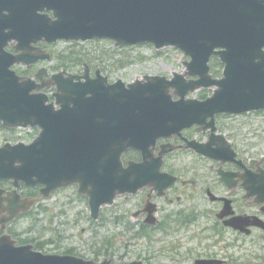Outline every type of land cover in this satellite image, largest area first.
Returning <instances> with one entry per match:
<instances>
[{
    "label": "water",
    "instance_id": "1",
    "mask_svg": "<svg viewBox=\"0 0 264 264\" xmlns=\"http://www.w3.org/2000/svg\"><path fill=\"white\" fill-rule=\"evenodd\" d=\"M1 8L13 11L9 38L17 40L21 52L7 61L0 34V121L5 127H39L29 144L5 143L0 147V178L18 187L45 183L44 196L59 186L78 183L88 196L90 213L96 218L104 204L118 194L136 193L144 186L163 195L177 177L161 171V155L174 146L162 145L158 157L152 153L156 139L179 134L193 124L211 127L214 115L264 109V0H4ZM0 8V9H1ZM51 10L52 16L40 13ZM110 38L116 45L150 42L156 48L173 46L189 55V72H174L171 79L144 75L127 85L118 80L53 75L47 84L20 79L7 67L13 61L47 58L34 54L31 42L43 39L87 40ZM215 49H220L216 50ZM218 55L225 62L224 77L208 74V60ZM258 56L256 62L253 57ZM260 64V65H257ZM197 75L196 80H185ZM84 79L83 81L81 79ZM76 79L77 81H74ZM55 85V102L46 103L42 93L32 92ZM217 86L204 100L185 99L199 87ZM178 99L172 101L169 88ZM210 121L206 122V118ZM221 136V137H220ZM211 135L207 143L188 142L197 152L218 159H231L230 143L224 136ZM212 144H221L218 149ZM128 148L141 150L143 161L122 167L120 155ZM229 157V158H228ZM240 162V161H239ZM246 189L264 200V170L260 175L246 171ZM228 185L232 175L221 172ZM231 184V183H230ZM0 189V225L26 211L34 200L21 199L16 190ZM2 200L8 202L2 207ZM7 215H2V211ZM145 219L155 223L154 204L147 201ZM229 212V208L225 213ZM120 263V264H135ZM0 264H111L84 260L71 255H42L31 246L15 247L8 235L0 237Z\"/></svg>",
    "mask_w": 264,
    "mask_h": 264
},
{
    "label": "rangeland",
    "instance_id": "2",
    "mask_svg": "<svg viewBox=\"0 0 264 264\" xmlns=\"http://www.w3.org/2000/svg\"><path fill=\"white\" fill-rule=\"evenodd\" d=\"M62 45L63 43L58 44V47H53V49L60 51ZM83 48L93 52L108 53L117 59L124 58L121 63L115 61L114 65H111L112 62L109 61L112 80L121 78L124 81H131L145 73L170 75L173 71L183 70L182 62L186 59L178 50L167 48L161 49V52L157 53L153 47L148 45L115 50L110 43L94 44L91 42L84 45ZM224 122L230 127L227 132L232 135L230 137L233 144L243 158L264 156V113L229 117ZM4 136L10 135L7 132H0V142L5 140ZM173 161L174 171L180 174L185 181L186 176H190L194 183L190 185L178 183L170 191L168 198L157 199L159 200L158 216L160 221L164 222L162 226L170 229L173 225L175 226L173 231L168 232L169 236L156 233L144 241L131 237V234L127 232L128 229L125 232L126 226L123 225V222L127 225L135 224L136 219L132 217V213L137 208V204L143 202V199L122 196H118L113 205L102 208L98 221L92 223L103 225L95 228L94 232L89 226L91 220L87 200L76 197L74 189L57 192L51 198L43 201L45 205H42L41 208L44 211L39 217L42 220L30 222L31 228L38 229L40 233L45 234L46 238L52 239L54 243L49 244L47 249L63 250L75 246L82 252H86L89 242H93L97 246L107 239L112 242L113 247L120 245L126 249L128 246L134 254L140 253L141 256H147V262L150 264L182 262V251L186 245V231L170 222L171 214L174 215L177 211L186 212L188 204L198 202L200 196L203 195V186L211 185L209 182L211 171H208L206 164L199 166L201 162L192 156L177 155ZM188 164L197 167L190 170L186 167ZM199 174L202 178L196 177ZM169 215L170 218H168ZM99 221L103 223H99ZM30 224L28 225L30 226ZM61 235L69 236V238L62 239ZM43 238L41 237V239ZM59 246L60 248H58ZM141 256L136 259L141 260L139 258ZM167 257H170V260L166 261Z\"/></svg>",
    "mask_w": 264,
    "mask_h": 264
},
{
    "label": "flooded vegetation",
    "instance_id": "3",
    "mask_svg": "<svg viewBox=\"0 0 264 264\" xmlns=\"http://www.w3.org/2000/svg\"><path fill=\"white\" fill-rule=\"evenodd\" d=\"M2 2L4 0H0V8L2 6ZM43 13L45 11H42ZM13 11L7 8L0 9V34L5 35L6 41L3 46V50L6 53L15 55L18 53L16 49V40L13 38H9V27L13 24ZM61 42H55L53 44L46 43L43 39H38L34 45L35 47L41 48L43 50H48L51 47L60 44ZM51 60H38L34 63L30 64H15L13 63L10 68L13 69L16 74L20 77H32L34 78L36 73H38L39 69H44L40 74V79L38 80L39 84H47L51 75L60 72L61 70H66L68 73L72 74H82V71L71 69V68H59L57 66L52 65V58L56 56V53L52 50L50 51ZM54 56V57H53ZM222 64L217 58H211L210 60V68L212 70H219ZM215 67V69H214ZM90 77L95 75V70L90 69L89 71ZM67 76V74H64ZM56 90L55 86H50L49 88L42 89L48 98L49 101L54 100V91ZM3 130V129H0ZM30 132L22 133L19 132V135L24 137V140L30 141L36 136V128H30ZM12 135L15 133V130H11ZM5 134V133H4ZM18 134V133H17ZM182 135L190 140L195 139L196 141H206L208 138V131H198L195 127L187 128L182 132ZM7 137V136H6ZM5 138V136H4ZM3 138V139H4ZM2 139V140H3ZM4 141V140H3ZM171 142L174 144H185V141L179 137H170V138H162L158 140V145L160 143ZM2 143L0 142V145ZM158 145L155 149V152L158 149ZM186 153L198 159L201 162H207L206 164H211L214 169L217 164L213 160L206 159L194 153L192 150L188 148H179L177 150H173L163 157V169L172 172V161L173 158L176 157V154ZM140 160L141 155L139 151H131L124 154L123 161L128 159ZM187 168L190 170L196 168V165H187ZM223 167L225 169H230L234 172L235 179L238 181L235 186L234 194L228 197L231 198L230 203L233 212L228 215L221 216L220 212L223 207V200H212L210 196L203 195L200 198V202H192V204H188L186 206V248L185 254L183 255L182 264H264V225L261 226H252L249 227V231L245 233L241 231L238 227H233L225 223L226 220L234 217L239 214H250L253 216H257L264 221V208H262V204L255 203V197L245 198V190L241 186L240 174L244 172L243 168L236 164H224ZM247 168H254L252 165L247 164ZM174 173V172H173ZM212 180L211 185H206V191L211 190L210 192L218 197L227 194V190L224 189V186L217 181V178ZM180 181V179H179ZM194 180L190 178V176H186V184H192ZM43 185H33L28 186L25 184H21L18 188L19 194L21 197L28 198H36L38 200L42 199L39 195L40 188ZM220 187V190H217V187ZM69 188L77 189L76 185H71ZM0 189L5 192L13 189L9 180L0 179ZM150 194L152 200H155L158 203L159 209V201L156 200L154 192H150L149 189L144 188L141 189L136 195L139 199L146 200L148 195ZM74 195L77 197L87 200L85 196H81L74 192ZM126 197V196H125ZM127 198V197H126ZM41 202V201H40ZM39 202V203H40ZM144 203L137 204V208L135 211H140L143 209ZM7 201L2 203V207H7ZM2 215H7V211L5 210ZM27 214H20L9 223H6V229L2 230L0 228V236L3 233L10 234L17 242V245H24L26 243L35 242L33 235L29 232V226L26 224L28 222ZM145 213L142 211L138 213L136 218V226L142 227L140 223L144 218ZM26 221V222H25ZM24 224L28 227L24 228ZM145 226L147 224L143 223ZM35 246V245H34Z\"/></svg>",
    "mask_w": 264,
    "mask_h": 264
},
{
    "label": "trees",
    "instance_id": "4",
    "mask_svg": "<svg viewBox=\"0 0 264 264\" xmlns=\"http://www.w3.org/2000/svg\"><path fill=\"white\" fill-rule=\"evenodd\" d=\"M67 54H68L69 57H72L74 55L75 56V59H76V62L78 64L81 63L82 61L86 60V59H88V60L90 59L89 58V55L87 53H85V51H82L81 49H79V50H74V49L69 50L67 52ZM0 127H1V125H0ZM143 230L144 231L139 232L138 235L142 236V234L146 232L145 229H143ZM131 237L134 238V234H132ZM106 244H107V240H104V241H102L100 243V246H98V249L97 250H93L92 251V253H94L95 257H98L100 255H106V254H108V255L111 256V255L114 254L113 251L111 250V244H109L108 246H105ZM37 245L38 246H41L42 244L41 243H38Z\"/></svg>",
    "mask_w": 264,
    "mask_h": 264
}]
</instances>
